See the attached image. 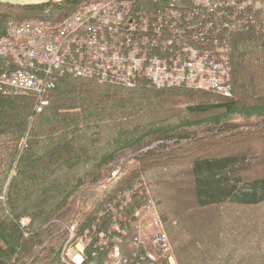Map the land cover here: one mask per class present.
<instances>
[{"label": "trees", "instance_id": "1", "mask_svg": "<svg viewBox=\"0 0 264 264\" xmlns=\"http://www.w3.org/2000/svg\"><path fill=\"white\" fill-rule=\"evenodd\" d=\"M93 1L0 2V39L12 25L30 20L61 24ZM135 1L137 10L148 13L150 6L170 23L172 11H179L187 42L194 43L196 31L208 43L224 38L205 29L208 22L218 20L214 6L208 13L209 6L195 0ZM212 1L234 14L233 5L261 0ZM198 11L206 18L195 16L199 27L192 31L186 17ZM241 31L227 32L229 97L158 87L143 79L129 88L59 71L48 77L53 85L43 93L46 104L41 112L37 108L42 100L36 96L0 91V264H67L61 256L71 228L78 237L91 239L84 264H104L116 240L124 245L135 238L133 227L121 219L127 216L135 224V211L149 200L156 205L175 264H240L243 257L250 264H264V258L253 261L249 253L235 260L222 239L210 235L214 227L196 226L197 220L178 207L175 194L160 198L141 195L134 188L138 180L146 191L164 187L172 179L150 177L149 171L184 163L182 175L187 178L182 180L191 186L197 211L264 205V174L247 177L254 160L246 153H232L233 147L224 141L231 134L242 138L245 133L264 134V33L250 26ZM153 50L158 52L157 47ZM5 64L0 59V68ZM129 163L133 165L126 167ZM114 173L120 177L113 179ZM100 182L113 188L96 199ZM121 185L136 201L127 202L125 216L118 218L106 202L114 201L112 193ZM115 224L127 226L126 238L113 229Z\"/></svg>", "mask_w": 264, "mask_h": 264}, {"label": "built area", "instance_id": "2", "mask_svg": "<svg viewBox=\"0 0 264 264\" xmlns=\"http://www.w3.org/2000/svg\"><path fill=\"white\" fill-rule=\"evenodd\" d=\"M210 3L202 4L209 6L208 11H219L216 13L217 22H222L219 34H216L218 28L213 22H208L210 26L206 24L205 29L213 30V35L237 31L238 25L241 29L249 26L250 23L243 20L244 12L249 15L251 11L260 12L264 17V3L233 5L238 19L231 18L229 12L220 9L217 3ZM136 6L135 0H94L61 24L27 21L11 26L0 41V59L6 63L0 68V91L31 94L42 100L45 89L53 85L48 77L53 71H59L130 87H134L139 79L158 87L181 83L199 86L203 80L216 91L228 89L224 92H231V66L226 43H216L217 38H211L212 42L208 43L207 38L201 37L197 31L196 35L193 34L194 43L187 42L179 11H172L174 22L170 23L171 20L163 15L143 12ZM201 15L202 19L206 18L205 14ZM186 20L189 24L186 27L192 31L198 29L199 25H195L191 15ZM171 33L173 37L162 42L164 36ZM154 47L158 48L156 54L153 53ZM39 71L44 76L38 75ZM45 104L42 100L37 111L41 112ZM131 198L128 194L119 203L129 206L127 202H132ZM134 219L135 224L127 216L121 219L125 225L130 223L136 233L137 243L130 247L132 257L121 255L115 258L116 251L120 254V240H116L108 255V264H160L161 259L162 264H175L168 253L167 234L155 212L144 208L143 204L135 211ZM113 229L121 235H125L124 230L129 232L127 226L122 228L119 224ZM99 237L104 236L100 234ZM84 262L83 252L75 264Z\"/></svg>", "mask_w": 264, "mask_h": 264}, {"label": "rangeland", "instance_id": "3", "mask_svg": "<svg viewBox=\"0 0 264 264\" xmlns=\"http://www.w3.org/2000/svg\"><path fill=\"white\" fill-rule=\"evenodd\" d=\"M47 1L49 0H0V2L13 3V4H19V5L39 4V3H43ZM54 1H60V0H54ZM195 1L197 2L198 0H195ZM209 1L211 3H214V1L212 0H199L198 2L206 3ZM252 2L253 1H249L247 3H252ZM253 3H255V5L256 4L261 5L264 3V0L253 2ZM151 12H152V8L149 6V13ZM198 12L197 13L195 12V15L192 16V18H194L195 16L197 17L198 16L197 14H199V18H202L203 15H201V13H198ZM213 12L214 10L208 11V13H213ZM216 13H219V11H216ZM234 14H230V16H232L231 18L235 16ZM243 14H244L243 20L246 22L248 21L250 23L248 25L250 26L251 30L257 29L260 32L264 33L263 13L257 12V15L255 17H253L252 15H249L246 12H244ZM188 17H190V15H188ZM235 17L238 19L239 16H235ZM237 19H235L234 21L235 22L238 21ZM30 21H36V20H30ZM231 24L232 23L230 22V26L232 27ZM210 25L211 23L208 24V26ZM221 25H222V22H220V20L218 22L213 21V26L218 28V30L215 31L216 34H219V32L221 31L220 29ZM241 30H242L241 27L238 25L237 32L241 33L242 32ZM222 35L224 38L221 40L217 38L215 42L222 43V44L226 43V48L230 49L231 42L229 39L230 38L229 34L225 32V33H222ZM172 37H173L172 33L171 35H166L162 39V42L163 40L167 41L168 39H171ZM173 50H174L173 52L176 51V49H173ZM194 84L195 83L193 84L181 83V84H177L174 86L184 87L186 89L198 90V91H203V92H208V93L210 92L216 95H223L227 97H229L232 93V92H229L228 94H226L224 92V91H227L228 89L227 90L221 89V90L216 91L215 89H213V86H211L209 82H206L203 80L199 82V86H193ZM123 86L130 88V86H128L127 84L126 85L124 84ZM168 87H171V86H168ZM201 97L202 96H199L196 98H201ZM216 114L217 112L213 113L212 115H216ZM239 121L241 123H244V120H239ZM251 133L249 134L245 133V135H243V138L242 136H238L234 134L233 136H231L232 134L231 135L228 134L229 136L226 139H224V141L228 145H231L233 147V148H229V149L234 150V151L232 150V153L234 154L235 153H246L254 160V168L246 174L247 177L264 174V144H261L264 142V134L260 133L261 135H258V133L256 134H253V133L251 134ZM236 145H237V148H236ZM131 165H133V163L127 164L126 167L131 166ZM186 166L187 164L181 163L178 166L176 165V167L174 168L173 167L170 168L169 170H166L165 168H159V169L156 168L154 170L149 171V174L147 175L150 177L159 178L163 180L165 179L169 180V178L172 179V180H169V182L171 183L166 185L167 187L164 186L165 188L164 187L160 188V185H157L158 187L153 188L152 192H151V189L149 191H146L147 189H144L142 188V186L138 185L139 180L134 182V188H136V190H138L141 195L146 194L147 196H149V195L155 194L160 198L163 196V194H166L169 196L175 194V196H177V199H179L178 201L179 204L177 203L178 207L179 208L181 207L183 212H187L193 220H197L195 222L196 226H199L200 224L204 223L206 226H209L210 228L214 227V230L211 229L212 234L210 235L214 236L215 239L217 238L222 239L223 241L222 243H224V246H225L224 248H227V250L230 252L228 253L230 254V256L234 255L235 260L237 258H238L237 260H240L239 257H242L246 255L247 253H249L247 255H250L248 257H253L252 259L253 261H255V259L257 261V258H260V259L264 258V205L257 207V208H240V207L236 208V207L222 206L219 208H212L210 210H206L202 212L197 211L195 208V204H194V198H193L194 196H193L191 186L190 184H187L182 180V179L187 178V177L185 178V174L182 175V173L186 171L185 170L187 168ZM175 171H180L177 177L174 176ZM124 173H126V171H123V174L121 173V175L123 176ZM147 175L145 176V178L147 177ZM112 176H113V179L120 177V175L118 177V173L117 174L114 173ZM100 183L101 185L96 190V194H97L95 196L96 199H98L97 197H99L100 195L102 196L104 194V191L113 188V184L111 183L110 184L104 183V182H100ZM165 189H168L169 191L166 192L167 190ZM130 193H131V190H126L121 185L120 189L112 193L111 198H113L114 201L111 200L112 202L111 201L106 202V205L108 207L112 205L111 208L113 212L115 213V215L117 214L118 218L125 216L123 213V210L125 208L123 204L124 202L119 203V201L123 200L124 197L127 196L128 194L130 195ZM131 200L132 202L136 201V200H133V198H131ZM142 204H144V208L152 209L160 219L159 213L158 211H156V205L153 201L149 200L147 203L142 202ZM178 207H176L175 209H178ZM127 225L128 227L129 226L132 227L130 223H127ZM124 231H125L124 238H126L127 237L126 234H128V231L126 230ZM136 238L137 237L132 238V240H130L127 243H124V245H122V242H118L120 254L116 251L114 253L115 258L118 259L124 256V254L131 255L132 251L129 253V250H130L129 248L131 247L130 244L132 243L133 245H135L137 243ZM90 240L91 239L89 236L78 237L76 229L73 230L71 228L70 240L64 247V252L61 256L62 260L66 262L67 264H75V261L78 260V256L83 252L85 253V248L90 243ZM100 242H103L102 239ZM128 243L130 244L128 245ZM168 250H169L168 253L171 255V247H169ZM162 261L163 260L161 259L159 263L162 264ZM256 263L260 264V262H256ZM261 263H264V262L261 261ZM104 264H108V261L106 260ZM240 264H250V263L248 262L246 257H243L240 261Z\"/></svg>", "mask_w": 264, "mask_h": 264}]
</instances>
